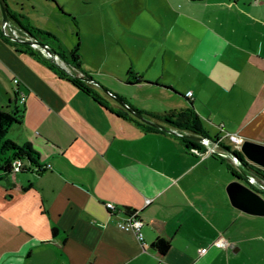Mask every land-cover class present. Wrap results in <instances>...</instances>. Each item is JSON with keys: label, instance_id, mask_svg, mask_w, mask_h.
<instances>
[{"label": "crops", "instance_id": "crops-1", "mask_svg": "<svg viewBox=\"0 0 264 264\" xmlns=\"http://www.w3.org/2000/svg\"><path fill=\"white\" fill-rule=\"evenodd\" d=\"M163 1L172 17L161 18L163 41L174 47L172 58L162 53L166 76L129 71L170 90L128 86L129 71L125 86L158 91L173 105L167 112L192 107L222 147L234 150L231 136L264 145V0ZM2 26L1 16L0 40L8 37ZM6 43L23 57L22 45ZM9 56L0 43L5 111L22 115L0 135V264H264V218L231 206L226 187L236 169L222 148L190 152L179 136L138 126L107 87L75 85L80 70L67 64L61 77ZM7 77L20 81L12 93ZM8 145L28 151L18 172L2 171L16 153ZM127 209L138 213L142 242L116 226ZM218 240L226 248L213 247Z\"/></svg>", "mask_w": 264, "mask_h": 264}, {"label": "rangeland", "instance_id": "rangeland-1", "mask_svg": "<svg viewBox=\"0 0 264 264\" xmlns=\"http://www.w3.org/2000/svg\"><path fill=\"white\" fill-rule=\"evenodd\" d=\"M3 1L6 4L9 23V18L16 22V29H13L18 40H26L22 37L25 36L23 29L29 26L54 37L57 43L48 38L36 41L60 58L63 52L67 56L68 52L78 46L80 71L91 82L103 88L107 87L114 96L123 99L138 112L162 114L173 108L170 100L158 94V91L127 88L123 83L124 76L129 70L138 71L144 74L142 76L152 80L162 74L166 76L165 72H162L161 58L164 56L162 53H166L167 59L172 58L174 47L170 40L168 43L163 41L165 36L162 32L165 30L161 18L165 19L164 23H168L172 18L164 12L167 5L163 0H55V4L45 0ZM154 11L165 16L158 13L154 15ZM1 16L0 8V18ZM5 32L8 33L7 30ZM138 33H144L143 36L148 37L136 39ZM150 35H155V39L150 41ZM6 41L8 37L0 40L2 47L7 49L10 55L9 58L5 57L6 59L11 57L20 64L27 60L35 64L36 68L51 73H54L53 70L44 62L49 60V64L58 67L41 53V48L17 43L19 47L22 45L26 49L21 57L15 55V47L8 45ZM156 41L161 46L155 44ZM6 64L3 61V66L10 69ZM67 69L70 71L68 67ZM3 87L9 93L15 90V85L8 77ZM5 106L6 100L0 90V110L4 107L5 111Z\"/></svg>", "mask_w": 264, "mask_h": 264}, {"label": "water", "instance_id": "water-1", "mask_svg": "<svg viewBox=\"0 0 264 264\" xmlns=\"http://www.w3.org/2000/svg\"><path fill=\"white\" fill-rule=\"evenodd\" d=\"M0 8L3 22L2 30L5 35H7L15 43L25 44L32 48H41L44 51L50 52L59 63L56 61H51L54 62L55 65H57L61 70L66 71L65 66L67 63L64 61V59H61L53 51L38 43L31 36H28L29 40L23 41L17 40L13 35H11L10 33L12 30L8 20V14L1 3ZM5 30H7L8 33H6ZM80 80L87 83L91 82L86 78H80ZM103 92L114 99L120 106L124 107L137 120L153 129L183 137L186 140H189L190 142L200 146H217L222 148L224 152L230 157V161L236 169L234 180H232L226 187V192L231 206L246 215L264 218V145L250 141H244L241 143L238 150H230L228 148L222 147L221 144L213 139L200 138L153 123L134 109L125 106L124 103L118 98L112 97L111 94L106 90H103Z\"/></svg>", "mask_w": 264, "mask_h": 264}, {"label": "trees", "instance_id": "trees-1", "mask_svg": "<svg viewBox=\"0 0 264 264\" xmlns=\"http://www.w3.org/2000/svg\"><path fill=\"white\" fill-rule=\"evenodd\" d=\"M48 3L51 4H55V0H45ZM1 5L3 6V8L6 10V4L3 0H0ZM73 22L75 23V20L73 19ZM23 31L31 36L32 38H34L35 40H41V38H48L51 40H54L55 43H57V41L54 39V37H52L50 34H46L43 33L37 29L31 28L29 26H27L26 29H23ZM0 37L2 38V35L0 33ZM29 50V49H28ZM78 46L71 52L67 53H62L61 54V58L64 59V61L71 66L74 69L80 70V56L78 54ZM51 70H53L55 73H57L59 76L61 77H66V75L64 74L63 71H61L58 67H55L52 64H48L46 62H44ZM75 85L77 86H82V82L81 80H73L72 81ZM128 86L131 85H138V84H145L148 86H154L157 88H162L164 90H170L166 87H162L158 84H151L148 82H145L141 76H138L136 74H133L131 71H129L127 73V81H126ZM140 114H142L145 117H148L150 119L156 120L158 122L164 123L167 126H169V128L177 130V131H181L190 135H194L200 138H208L207 137V133L204 131V128L199 120V118L197 117V115L195 114L194 110L192 107H189L185 110H181V111H169L167 113H164L162 115H147L145 113H141L138 112ZM22 118V115L20 112L14 110L13 112H6V111H0V135L3 133V131L5 129H7L8 127H10L13 124L18 123ZM125 119V118H124ZM138 126H140L141 128H143L145 131L148 132H158L157 129H153L147 125L144 124H140V123H136ZM178 139L180 140V142L182 143V145L185 147L186 150L188 151H196L199 152L198 150L202 151L205 148L203 146H200L198 144H195L193 142H190L189 140H186L183 137H178ZM210 139V138H208ZM213 140L215 141H219V139L217 137H215ZM3 150H9V151H16V153L13 155L12 159L9 161H5L4 165L2 167V171L4 173H8L11 171V163L15 160V159H19L22 160L25 157H28V151L26 150V148L24 149H16L13 150V147L8 145L6 146ZM228 170H230L233 174L232 168L231 166L227 165ZM235 178V175H234ZM264 195V193H263ZM127 215L134 213V211H131L129 209L126 210Z\"/></svg>", "mask_w": 264, "mask_h": 264}, {"label": "built area", "instance_id": "built-area-1", "mask_svg": "<svg viewBox=\"0 0 264 264\" xmlns=\"http://www.w3.org/2000/svg\"><path fill=\"white\" fill-rule=\"evenodd\" d=\"M12 82L15 86H18L20 84L19 79L16 77L12 80ZM186 97L191 98V93L190 92L187 93ZM19 102H20V104H23L25 102V97L20 96ZM230 139L234 143V150H238L240 148V145L242 142L240 140H238L235 136H231ZM204 148L205 149L202 151L198 150L199 152H197V153L201 156H211V155H213L214 151L216 149H218L217 146H208V147H204ZM20 166H21L20 160L15 159L11 163L10 169H11V171L18 172L20 169ZM105 206H106V209L108 211H110V212L114 211V206L111 203H107ZM116 226L118 229H120L122 231L131 232L139 242H142V240H143L142 233H141L142 222L138 218L137 212H134L132 214L127 215L125 217V219L123 220V222H118ZM212 246L217 248V249H223V248H226L227 245L222 240H218V241H215L212 244ZM206 252H207V249L204 248V249H201L198 254H199V256H203V255H205Z\"/></svg>", "mask_w": 264, "mask_h": 264}, {"label": "bare ground", "instance_id": "bare-ground-1", "mask_svg": "<svg viewBox=\"0 0 264 264\" xmlns=\"http://www.w3.org/2000/svg\"><path fill=\"white\" fill-rule=\"evenodd\" d=\"M10 34L13 35L18 40V36L14 30H12ZM41 53H43L44 56L48 57V59L52 61H57L56 59H54V56L50 52L42 50Z\"/></svg>", "mask_w": 264, "mask_h": 264}]
</instances>
